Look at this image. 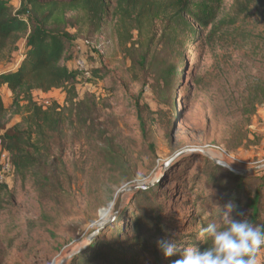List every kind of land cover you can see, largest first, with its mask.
<instances>
[{
    "label": "rangeland",
    "instance_id": "1",
    "mask_svg": "<svg viewBox=\"0 0 264 264\" xmlns=\"http://www.w3.org/2000/svg\"><path fill=\"white\" fill-rule=\"evenodd\" d=\"M233 1L224 0L225 12L231 10ZM83 38L91 43L80 52L77 45ZM74 43L67 62L70 70L77 71V59L83 58L86 67L103 65L108 73L102 80L77 86L76 102H84L88 125L80 129L76 118L71 120L63 140L44 151L47 166L11 177L2 197L9 203L1 215L0 248L9 249L4 264H74V257L94 242L103 220L108 225L120 210L125 213L126 208L136 207L133 197L142 189L122 191L127 187L163 182L156 199L164 205V231L175 237L198 233L212 211L217 189L211 184L213 173L222 184L229 182L226 172L207 168L211 161L227 162L239 173L254 169L240 173L246 176L244 187L257 189L263 182V6L255 8L228 35L210 37L206 32L186 51L183 78L169 103L159 100L150 80L144 83L132 76L131 62L119 45L113 20L96 34H77ZM24 52L22 39L17 52L0 59V72L16 69ZM1 92L9 107L13 94ZM137 96L142 105L155 111L147 127L149 141L144 140L133 105ZM34 98L39 103L57 101L70 113L63 90L35 91ZM160 116L168 118L165 125ZM7 117L8 128L22 121L21 115H11V111ZM150 142L155 144L154 151ZM0 145L2 151V139ZM108 149L113 153L109 161L104 153ZM177 165L175 172L181 170L186 176L170 181L169 172ZM53 178L59 179L60 193L45 186L48 179L54 183ZM121 220L123 224L120 216L117 226ZM9 239L12 247H8ZM263 250L257 264H264Z\"/></svg>",
    "mask_w": 264,
    "mask_h": 264
},
{
    "label": "trees",
    "instance_id": "2",
    "mask_svg": "<svg viewBox=\"0 0 264 264\" xmlns=\"http://www.w3.org/2000/svg\"><path fill=\"white\" fill-rule=\"evenodd\" d=\"M223 5L224 0H20L16 8L12 0H0V59L17 52L20 41L25 39V52L17 61V68L0 72V139L3 148L11 153L14 174L25 175L34 167L47 166L49 158L44 151L63 140L65 128L74 118L80 129L88 125L82 109L84 102H76L77 86L102 80L108 72H104L103 65L90 67V76L69 69L67 62L77 34L84 31L96 34L113 20L119 45L131 62L132 76L144 83L150 80L159 100L169 103L183 78L186 51L197 45L206 32L210 37L228 35L255 8H264V0H234L229 12L224 11ZM3 86L13 94L9 107L2 96ZM56 89L66 92L70 113L57 101L44 105L34 98L35 91L47 93ZM138 96L133 105L137 108L144 140L149 141L147 127L150 119L154 120L155 111L148 104L142 105ZM10 111L11 115H21L22 121L8 128ZM160 118L165 125L168 118ZM149 146L155 150L153 142ZM104 153L108 161L113 158L109 149ZM211 162L207 168L226 172L229 182L222 184L218 174L211 176V184L217 188L216 197L201 227L208 223L221 224L224 205L229 201L235 205L230 213L233 218L264 224V180L257 189L244 187V174L226 169L217 161ZM178 166L169 172L170 181L186 176L181 170L175 172ZM53 180L54 183L48 179L45 186L60 193L59 179ZM162 187L163 182H158L135 192L136 207L130 211L126 208L125 213L120 210L113 223L75 256L73 263L141 264L147 260L148 264H173L178 254L165 257L157 245L160 239L173 241L179 249L207 247V237H200L199 232L182 234L183 237L165 233L164 205L156 199ZM8 189V183L0 184V229L1 215L9 208L8 201L2 198ZM162 196L167 198L165 193ZM241 212L244 217L237 215ZM120 216L123 224L121 220V226H117ZM182 238L188 241L182 242ZM8 241V247H12L11 239ZM8 250L0 248V264H4Z\"/></svg>",
    "mask_w": 264,
    "mask_h": 264
},
{
    "label": "clouds",
    "instance_id": "3",
    "mask_svg": "<svg viewBox=\"0 0 264 264\" xmlns=\"http://www.w3.org/2000/svg\"><path fill=\"white\" fill-rule=\"evenodd\" d=\"M235 205H224L221 224L208 223L199 230L200 237L209 243L203 249L189 246L179 249L171 241L160 239L158 247L165 257L178 254L173 264H257V254L264 248V224H253L248 219H235L230 213ZM244 217V213H237Z\"/></svg>",
    "mask_w": 264,
    "mask_h": 264
},
{
    "label": "built area",
    "instance_id": "4",
    "mask_svg": "<svg viewBox=\"0 0 264 264\" xmlns=\"http://www.w3.org/2000/svg\"><path fill=\"white\" fill-rule=\"evenodd\" d=\"M80 44L77 45V49L81 52L83 50V47H86L88 45H90L91 41L89 40H83L81 42H79ZM103 43L101 42L99 47H102ZM77 71L83 73L85 76H90V72H89V68L86 67L85 64V60L83 58H78L77 59ZM41 104H47L48 102H42ZM1 147V145H0ZM2 151H0L1 153V162H0V184H4V183H9L11 177L14 174V166L12 163V159H11V153L6 150V149H2ZM223 152L228 153L226 150H223ZM234 158L235 156L232 155ZM236 158V157H235ZM264 249V248H263ZM264 251V250H263Z\"/></svg>",
    "mask_w": 264,
    "mask_h": 264
},
{
    "label": "water",
    "instance_id": "5",
    "mask_svg": "<svg viewBox=\"0 0 264 264\" xmlns=\"http://www.w3.org/2000/svg\"><path fill=\"white\" fill-rule=\"evenodd\" d=\"M178 156V154H176L175 156H174V158H176ZM173 158V159H174ZM217 162L219 163V164H221V165H223L224 167H226V168H228V169H230V170H233V171H235V172H237V173H239L237 170H235L230 164H228L227 162H224V161H221V160H217ZM250 170H254V169H250ZM250 170H244V171H241L240 173H244V172H249ZM152 185H147V186H145V185H135V186H131V187H127V188H125L124 190H122V191H128V190H135V189H148V188H150ZM119 201L116 203V206L114 207L113 206V204H112V206H113V208H114V215L116 214V212H117V209H118V206H119ZM106 225H107V222H103V223H101L100 224V229L97 231V233H100V231H102L105 227H106ZM96 233V234H97Z\"/></svg>",
    "mask_w": 264,
    "mask_h": 264
},
{
    "label": "crops",
    "instance_id": "6",
    "mask_svg": "<svg viewBox=\"0 0 264 264\" xmlns=\"http://www.w3.org/2000/svg\"><path fill=\"white\" fill-rule=\"evenodd\" d=\"M13 1V3H14V6L16 7V8H18L19 6H20V0H12ZM5 91V92H9L10 94H12V92L6 87V86H3V87H1V91Z\"/></svg>",
    "mask_w": 264,
    "mask_h": 264
},
{
    "label": "bare ground",
    "instance_id": "7",
    "mask_svg": "<svg viewBox=\"0 0 264 264\" xmlns=\"http://www.w3.org/2000/svg\"><path fill=\"white\" fill-rule=\"evenodd\" d=\"M105 46V45H104ZM103 221H106V220H103Z\"/></svg>",
    "mask_w": 264,
    "mask_h": 264
}]
</instances>
